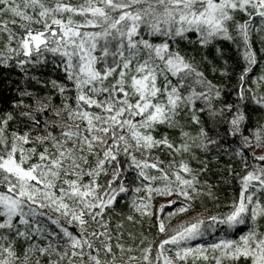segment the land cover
<instances>
[{
    "label": "snow or ice",
    "instance_id": "snow-or-ice-1",
    "mask_svg": "<svg viewBox=\"0 0 264 264\" xmlns=\"http://www.w3.org/2000/svg\"><path fill=\"white\" fill-rule=\"evenodd\" d=\"M0 66V264H264V0H0Z\"/></svg>",
    "mask_w": 264,
    "mask_h": 264
},
{
    "label": "trees",
    "instance_id": "trees-1",
    "mask_svg": "<svg viewBox=\"0 0 264 264\" xmlns=\"http://www.w3.org/2000/svg\"><path fill=\"white\" fill-rule=\"evenodd\" d=\"M72 3H79L81 0H71ZM223 45L224 50V58L227 60L228 64V70L231 76V82H229L228 78L219 77V73H217L218 80L217 82L223 81L227 84V88L225 89V95L229 100H234L235 95L231 93V89L233 88V85L239 75V73L242 71L243 62L238 59V53L236 51V48L234 45L230 44L226 41L219 42ZM255 48L257 53L259 54L260 48L259 44H255ZM215 55V52L213 51L211 55L209 56V59ZM222 64V62H221ZM33 74L40 75L41 72L45 76H52L55 75L51 71V67L48 68H41L39 70L37 69H31ZM261 72L260 66H257L254 69V72L251 74L253 76L259 75ZM23 73H21L17 68L11 67V68H5L3 66H0V109L7 108L11 105L12 101L18 99L17 96V88L23 87ZM28 87L31 89L35 87L33 84H29ZM255 106L251 104L249 101L248 108H249V116H250V126L255 127L258 122H264V113H261L259 111H252L251 109ZM247 152H251V149H247ZM228 161L226 158H222L221 165H219L220 168L224 167V164H226ZM197 165L193 161V167H196ZM236 171H240V165L239 163L235 166ZM207 178L209 179L210 183L213 185V193L216 197H218L217 200L211 201L208 200L207 197H205V203L209 209H214L215 205H219L221 210H224L225 207L231 203L233 197L238 194V188L239 185L237 183L238 177L235 175L229 176L227 169H224V171H217L215 168L213 171L209 174H207ZM159 198L157 197L154 201V204L157 205V207L160 204H166L161 203L158 201ZM199 204V202H197ZM118 211H124L125 213L128 212V208L123 200H121L120 204L117 206ZM203 208H200L199 210H202ZM116 219H119V217H116ZM177 223H179L178 219H173L172 223L170 225L171 227H174ZM147 222L144 223L143 228H141L139 225H130L126 223V234L127 231H132L136 234H139L143 232L145 235L148 236L150 240L154 239L155 243H158L159 240L165 238L162 235H159L156 233L155 228H151Z\"/></svg>",
    "mask_w": 264,
    "mask_h": 264
},
{
    "label": "rangeland",
    "instance_id": "rangeland-1",
    "mask_svg": "<svg viewBox=\"0 0 264 264\" xmlns=\"http://www.w3.org/2000/svg\"><path fill=\"white\" fill-rule=\"evenodd\" d=\"M257 154H259V153H257ZM158 198H159L158 201H160L161 203H166L167 202L165 198H162V197H158ZM201 211H203V209Z\"/></svg>",
    "mask_w": 264,
    "mask_h": 264
}]
</instances>
